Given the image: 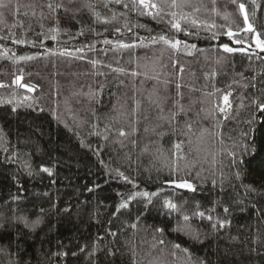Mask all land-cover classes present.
I'll return each mask as SVG.
<instances>
[{
    "label": "trees",
    "instance_id": "16d2710c",
    "mask_svg": "<svg viewBox=\"0 0 264 264\" xmlns=\"http://www.w3.org/2000/svg\"><path fill=\"white\" fill-rule=\"evenodd\" d=\"M148 2L3 0L0 264H264V0Z\"/></svg>",
    "mask_w": 264,
    "mask_h": 264
},
{
    "label": "snow or ice",
    "instance_id": "6c2138e0",
    "mask_svg": "<svg viewBox=\"0 0 264 264\" xmlns=\"http://www.w3.org/2000/svg\"><path fill=\"white\" fill-rule=\"evenodd\" d=\"M117 2H119V0H117ZM140 4H142L145 8H156L157 5L156 4H150L148 2V0H139ZM7 5L3 3V0H0V7H6ZM49 7H52L51 5H49ZM243 5L240 6L241 10H243ZM175 27L179 28V25H175ZM229 35H231V33H229ZM161 39H164L163 37H161ZM179 44V41H177L175 44L172 45V47H177V45ZM125 47H127V45H125ZM225 51H232L231 48H228L227 46H225ZM224 101L225 103L227 104L228 103V96H225L224 97ZM259 107L261 108V110H264V104H261L259 105ZM221 111H224L223 109H221ZM121 135H124L123 132H121ZM176 149L177 150H180V144H176L175 145ZM46 170V169H45ZM47 171V170H46ZM171 183H174L176 185V187H180V188H188V189H193V186L187 182H181V183H177L175 181H172ZM194 190V189H193ZM137 195H142L144 197H149V193L145 192V193H138ZM151 195H157L156 193H152ZM166 206L171 208V209H175L176 208V205L175 204H172L171 202H166ZM121 208H124V207H127V204H121L120 206ZM225 212H227V209H225ZM199 215L203 216L204 214L203 213H199ZM185 220L188 219L187 216L184 217ZM223 226V225H221ZM133 227H135V225H133ZM158 231H162L161 229H158ZM161 244L164 243L163 240L160 241ZM175 248H179L180 246L177 244V245H174ZM184 251L186 252L187 249H184Z\"/></svg>",
    "mask_w": 264,
    "mask_h": 264
},
{
    "label": "rangeland",
    "instance_id": "374dc122",
    "mask_svg": "<svg viewBox=\"0 0 264 264\" xmlns=\"http://www.w3.org/2000/svg\"><path fill=\"white\" fill-rule=\"evenodd\" d=\"M253 44L255 45L257 50L264 51V42L260 41L257 35L253 36Z\"/></svg>",
    "mask_w": 264,
    "mask_h": 264
}]
</instances>
